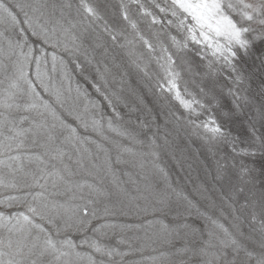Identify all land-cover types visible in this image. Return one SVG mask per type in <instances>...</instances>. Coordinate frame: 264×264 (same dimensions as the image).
<instances>
[{"label": "snow or ice", "instance_id": "obj_1", "mask_svg": "<svg viewBox=\"0 0 264 264\" xmlns=\"http://www.w3.org/2000/svg\"><path fill=\"white\" fill-rule=\"evenodd\" d=\"M0 264H264V0H0Z\"/></svg>", "mask_w": 264, "mask_h": 264}, {"label": "rangeland", "instance_id": "obj_2", "mask_svg": "<svg viewBox=\"0 0 264 264\" xmlns=\"http://www.w3.org/2000/svg\"><path fill=\"white\" fill-rule=\"evenodd\" d=\"M127 79L125 84V91L123 95L128 97L131 101L133 98L131 96V91L142 90V86L138 83V77L133 73ZM150 99V98H149ZM198 145L193 143L190 144L187 140L181 139L177 142V158L181 159L183 164V171H180L175 162L169 160V165L172 168L174 174H178L181 183H185L186 175L190 177L189 182H187L186 187L191 190V187L197 183H207L211 187L210 177L207 175L208 171L211 169V161L206 159V156L202 152H197ZM183 150V151H181ZM147 254V253H146ZM135 257H133L134 259Z\"/></svg>", "mask_w": 264, "mask_h": 264}]
</instances>
